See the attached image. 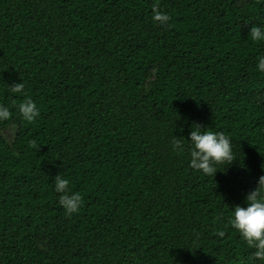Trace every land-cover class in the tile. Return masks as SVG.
Segmentation results:
<instances>
[{
    "label": "trees",
    "instance_id": "1",
    "mask_svg": "<svg viewBox=\"0 0 264 264\" xmlns=\"http://www.w3.org/2000/svg\"><path fill=\"white\" fill-rule=\"evenodd\" d=\"M260 23L264 0H0V103L22 80L40 109L0 123V264H261L227 225L264 175ZM194 123L231 138L213 177L171 151Z\"/></svg>",
    "mask_w": 264,
    "mask_h": 264
},
{
    "label": "clouds",
    "instance_id": "2",
    "mask_svg": "<svg viewBox=\"0 0 264 264\" xmlns=\"http://www.w3.org/2000/svg\"><path fill=\"white\" fill-rule=\"evenodd\" d=\"M151 19L160 26H167L170 15L162 11L158 3L151 6ZM250 39L254 42H264V23L253 24L249 30ZM255 69L264 73V54H258ZM7 91L14 95H21L23 99L16 103H0V123L9 121L13 115V109L21 120L27 123L33 122L40 114L36 102L24 94L25 83L13 82L7 84ZM171 151L184 155L186 153L188 167L203 176L213 177L217 171H225V166L230 165L237 157L233 153L231 138L224 131H214L207 126L192 124L187 139H178L172 135L169 141ZM222 166L221 167H218ZM53 191L58 194V203L65 216L78 213L83 206V197L79 191H73L70 180L59 173L53 178ZM227 225L234 229L243 243L252 249V260L264 264V175L256 180V186L249 191L244 198V206L236 204L232 206ZM223 237L225 231L219 229L215 233Z\"/></svg>",
    "mask_w": 264,
    "mask_h": 264
},
{
    "label": "rangeland",
    "instance_id": "3",
    "mask_svg": "<svg viewBox=\"0 0 264 264\" xmlns=\"http://www.w3.org/2000/svg\"><path fill=\"white\" fill-rule=\"evenodd\" d=\"M14 131L15 128L13 126H10L9 128L3 131V135L6 137L8 141H11L15 134Z\"/></svg>",
    "mask_w": 264,
    "mask_h": 264
}]
</instances>
